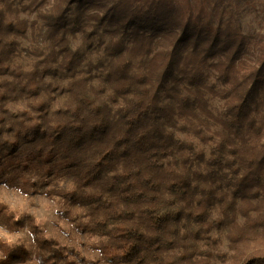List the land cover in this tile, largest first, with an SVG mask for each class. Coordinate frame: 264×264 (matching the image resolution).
I'll list each match as a JSON object with an SVG mask.
<instances>
[{
    "label": "clouds",
    "instance_id": "clouds-1",
    "mask_svg": "<svg viewBox=\"0 0 264 264\" xmlns=\"http://www.w3.org/2000/svg\"><path fill=\"white\" fill-rule=\"evenodd\" d=\"M0 264H264V0H0Z\"/></svg>",
    "mask_w": 264,
    "mask_h": 264
}]
</instances>
